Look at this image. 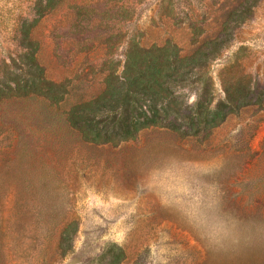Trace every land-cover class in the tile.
I'll return each instance as SVG.
<instances>
[{
    "label": "rangeland",
    "instance_id": "obj_1",
    "mask_svg": "<svg viewBox=\"0 0 264 264\" xmlns=\"http://www.w3.org/2000/svg\"><path fill=\"white\" fill-rule=\"evenodd\" d=\"M172 1L173 15L168 0H63L34 23L46 75L70 94L56 105L0 103V264H96L111 243L125 253L120 264H264V101L198 135L154 126L92 144L64 124L74 102L101 91L112 63L120 72L127 43L172 39L187 51L191 22L199 40L213 36L243 0ZM33 2L0 0L1 56L18 51L12 31L33 19ZM229 67L264 86V0L210 63L213 105ZM71 220L77 230L61 255Z\"/></svg>",
    "mask_w": 264,
    "mask_h": 264
},
{
    "label": "trees",
    "instance_id": "obj_2",
    "mask_svg": "<svg viewBox=\"0 0 264 264\" xmlns=\"http://www.w3.org/2000/svg\"><path fill=\"white\" fill-rule=\"evenodd\" d=\"M62 1L34 0L33 19L20 18L16 22L12 40L18 51L0 55V103L42 98L56 105L69 96L66 81L54 82L46 75L38 58L37 42L31 34L36 20ZM168 1L167 12L173 15L174 3ZM256 2H239L226 11L219 30L201 40L198 36L202 29L191 22L194 39L187 51L172 39L150 45L133 39L123 52L120 72L117 63H112L104 73L101 91L74 102L64 112V124L83 142L92 144L125 141L140 130L154 126L198 135L216 127L238 109L261 103L264 86L255 90L249 77L235 75L229 67V78L223 83L225 97L213 105L209 72L210 63L229 45L233 28L248 19ZM190 92L195 94L191 103ZM76 227L77 222L71 220L60 230L61 255L70 250ZM124 257L122 247L111 243L95 261L96 264H120Z\"/></svg>",
    "mask_w": 264,
    "mask_h": 264
}]
</instances>
